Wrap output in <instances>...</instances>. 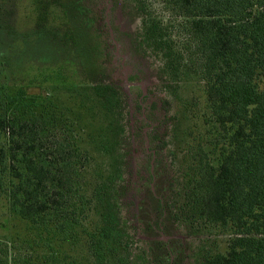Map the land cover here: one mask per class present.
Returning a JSON list of instances; mask_svg holds the SVG:
<instances>
[{
  "label": "trees",
  "instance_id": "1",
  "mask_svg": "<svg viewBox=\"0 0 264 264\" xmlns=\"http://www.w3.org/2000/svg\"><path fill=\"white\" fill-rule=\"evenodd\" d=\"M152 1L134 0L142 8L145 37L162 53L168 68L181 74L179 83L196 84L202 98L197 113L195 95L178 99V119L184 118L186 124L178 120L173 129V138L185 144L180 163L185 167L183 186L176 207L169 206L156 189L149 170L145 198L155 214L153 222L160 228L169 215L178 213L198 230L226 232L224 246L202 251L194 264H264V0ZM154 5L179 31L176 45ZM5 72L1 69L3 82L8 81ZM4 84L0 80V194L8 220L24 223L50 240L74 238L86 259L107 263L116 239L103 216L99 222L88 220L91 211L107 202L106 186L113 182L112 130L101 126L88 135L91 150L104 153L110 167L107 179L88 184L89 159L77 136L70 131L69 137L67 125L49 123L52 114L43 106L48 88L31 93L27 85L11 91ZM103 91L107 98L97 100L117 107L113 88ZM21 105L23 113L18 110ZM58 126L66 129L59 131ZM144 211L139 212L142 225L152 219ZM154 245L160 252L153 256L155 264H183L179 255L168 257L165 243L154 241ZM47 248L50 255L43 264H66L50 244ZM8 251L0 244V264H26ZM71 264L83 263L78 259Z\"/></svg>",
  "mask_w": 264,
  "mask_h": 264
},
{
  "label": "rangeland",
  "instance_id": "2",
  "mask_svg": "<svg viewBox=\"0 0 264 264\" xmlns=\"http://www.w3.org/2000/svg\"><path fill=\"white\" fill-rule=\"evenodd\" d=\"M157 6L153 11L168 27L176 45L181 35ZM142 23V8L134 0H0V73L6 70L3 76L8 81L4 82L11 91L20 85L31 87V93H40L41 86L48 88L43 106L52 114L49 123L67 125L69 137L70 131L77 136L89 159L88 184L92 179H105L109 167L104 153L93 152L87 144L88 135L101 126L112 130L113 182L106 186L107 202L91 211L88 220L100 221L103 216L116 239L109 261L103 264H155L153 256L160 252L154 241L166 244L170 259L179 255L183 264H194L202 251L222 248L226 232L198 230L186 217L182 221L184 217L178 213L169 215V221L158 228L147 205L145 187L151 169L154 185L167 204H179L185 144L173 138V129L178 120L186 121L178 119V99L195 95L198 106L191 109L197 113L202 104L201 88L179 83L181 74L168 68L162 53L145 37ZM47 73L54 74L45 80ZM104 87L115 91L117 107L97 100L107 98ZM20 107L23 113V105ZM63 129L66 127L58 126L59 131ZM141 209L152 218L144 225ZM0 244L9 247L11 257H20L26 264H43L50 255L47 244L66 264L78 259L83 264H98L86 259L87 253L76 246L74 238L50 240L24 223L8 220L3 194Z\"/></svg>",
  "mask_w": 264,
  "mask_h": 264
}]
</instances>
